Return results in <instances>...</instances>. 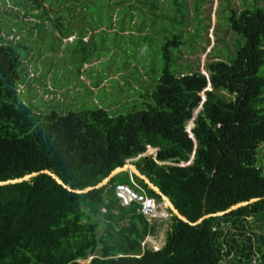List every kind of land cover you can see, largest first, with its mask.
<instances>
[{
  "label": "trees",
  "instance_id": "trees-1",
  "mask_svg": "<svg viewBox=\"0 0 264 264\" xmlns=\"http://www.w3.org/2000/svg\"><path fill=\"white\" fill-rule=\"evenodd\" d=\"M205 1L210 9L211 0L97 4V10L124 8L140 26L166 20L173 28L161 44L162 64L154 85L146 84L145 94L138 91L134 100L142 99L141 105L124 113L101 105L42 111L27 103L17 90L18 65L26 55L18 49L27 47L21 40L4 38L11 32L7 22L9 30L6 25L0 32V179L46 168L70 188H82L150 145L156 148L154 155H139L131 162L189 221L257 198L194 224L169 210L163 243L156 249H141L145 232L159 228L164 220L158 219L154 226L153 220L147 222L135 211L134 202L126 206L118 202L114 184L129 182L130 171L122 169L83 192L68 190L38 171L28 179L0 184V264H222L221 259L251 264V255L264 264V166L255 164L257 144L264 142V5L239 0L238 8L232 0H216L214 15L226 13L222 33L230 30L243 42H231L237 44L231 52L222 35L216 34L204 71L195 64L175 72L170 69L176 60L171 47L180 43L185 30L191 35L198 26L206 30L208 22H201ZM25 2L20 4L23 14L50 17L55 26L61 23L63 9L68 13L76 4L81 9L86 4L85 0ZM63 2L69 4L61 8ZM31 29L27 25L25 30ZM58 30L62 37L63 31ZM202 41L207 44V36ZM219 43L223 48L213 52ZM196 108L191 137L185 126ZM130 174L146 193L160 199L142 179ZM95 234L96 252L80 262L89 255Z\"/></svg>",
  "mask_w": 264,
  "mask_h": 264
},
{
  "label": "rangeland",
  "instance_id": "rangeland-1",
  "mask_svg": "<svg viewBox=\"0 0 264 264\" xmlns=\"http://www.w3.org/2000/svg\"><path fill=\"white\" fill-rule=\"evenodd\" d=\"M25 1L0 0V32L6 29V25L9 30L10 23L11 32L3 35L4 38H11L12 42L21 40L26 44L27 49H18L21 56L26 55L18 65L21 79L17 90L27 103L42 111L55 109L58 112L101 105L110 112L124 113L141 105L142 99L134 100L135 94L138 91L145 94L146 84L151 87L154 85L153 78L162 64L161 44L166 37H171L173 31L166 20L140 26L141 22L135 16L132 19L127 17L128 12L124 8L117 10L116 6L109 10L104 6L97 10V4H102L103 0H94V3L85 0L84 8L81 9L76 4V9L70 15L64 16L68 20L61 19L59 26H55L50 17H42L28 22L32 29L27 33V30L20 29L23 24L20 19L32 17L29 13L22 14L24 9L20 4L27 3ZM45 1L56 3L59 0ZM238 1L232 0L231 5L236 4L239 8ZM215 3L216 0H211L210 9L208 1L201 4V22H208L206 30L202 31L198 26L194 35L185 30L180 43L171 47L176 58L170 63L171 70L176 72L198 64L199 69L204 71L203 63L210 56V51L207 50L213 41L215 43L216 34L220 37L222 35L231 52L237 45L236 42H231L235 39L239 43L243 42L240 35L230 30L222 33L226 26V13L224 11L214 15ZM258 3L264 5V0H258ZM63 11L67 13L65 9ZM58 29L72 36L62 39ZM194 30L195 28L191 29ZM205 35L208 38L207 44L202 41L205 40ZM199 45H204V48L200 49ZM222 46L221 43L215 44L213 52L221 51ZM262 70L259 69V72ZM42 88H46L47 92H42ZM202 93L204 94L203 89L200 91ZM191 117L187 119L186 126ZM257 146L255 164L263 167L264 142ZM144 152L153 154L154 147L146 146ZM100 230L101 225L96 233ZM254 230L257 231L258 228L255 227ZM96 235L91 240L89 255L81 260L83 263L96 252Z\"/></svg>",
  "mask_w": 264,
  "mask_h": 264
},
{
  "label": "built area",
  "instance_id": "built-area-1",
  "mask_svg": "<svg viewBox=\"0 0 264 264\" xmlns=\"http://www.w3.org/2000/svg\"><path fill=\"white\" fill-rule=\"evenodd\" d=\"M128 175L129 182H117L114 184L113 194L118 202L123 206L134 202L136 204L135 211L142 215L147 222H150L152 219L167 220L169 217V211L165 201L162 199H156L153 195L146 193L141 185L132 178L130 172ZM104 210V206L99 207L100 212H104ZM162 243L163 240L157 242L154 236L149 234L148 230L139 241L141 249H143L145 246L156 249ZM78 260L82 262V259ZM260 261L261 260L256 258V255H251V264H259ZM221 262L222 264H228L225 259H221Z\"/></svg>",
  "mask_w": 264,
  "mask_h": 264
},
{
  "label": "water",
  "instance_id": "water-1",
  "mask_svg": "<svg viewBox=\"0 0 264 264\" xmlns=\"http://www.w3.org/2000/svg\"><path fill=\"white\" fill-rule=\"evenodd\" d=\"M206 88H209V83L206 84ZM201 95V99L204 98V94H200ZM200 107V104L197 106V108ZM197 108L194 109V111L192 112L193 115L190 119V122L189 124H187V126H185L186 130L188 131V134L189 136L192 137V133L190 132L189 130V127L191 125H193V118L196 114V111H197ZM155 150L156 148L154 147V153L153 155L155 154ZM145 152H141L140 154H138L137 156L139 155H144ZM136 156V157H137ZM136 157H130V158H127L125 160V162L122 164V165H118V166H115L113 167L103 178H101L98 182H96L95 184L93 185H88V186H85V187H82V188H70L69 186H67L66 184H64L61 179L56 175L54 174L53 172L49 171L48 169L46 168H42L38 171L40 172H45V173H48L56 182L60 183L63 187H65L66 189L68 190H72L74 192H83V191H86L92 187H97L103 183H105L109 177H111L113 174H115L116 172L122 170V169H127L128 171L134 173L136 176H138L140 179H142L149 187H151L156 193H158L160 195V199H162L163 201H165L166 203V206L168 208V211L170 210L171 212H173L178 218L188 222V223H191V224H194V223H197L199 222L203 217H206V216H209V215H220V214H223L224 212L236 207V206H239V205H242V204H245L247 203L248 201H251V200H254L256 199L257 197H251L247 200H241V201H237L233 204H230L227 208H225L224 210H220V211H216V212H212V213H203L202 215H200L199 217H197L195 220L193 221H189L187 220V218H185L181 213H179L177 211V209L173 206V204L171 203V201L169 200V198L163 194L156 185L152 184L149 179L144 175L142 174L136 167L135 165L131 162L133 159H135ZM192 157V153L190 155V158ZM168 162V161H166ZM38 171H30L28 173H24L22 174L21 176H16V177H12V178H5V179H0V184H5V183H11V182H16V181H21V180H24V179H28L29 177L35 175Z\"/></svg>",
  "mask_w": 264,
  "mask_h": 264
},
{
  "label": "crops",
  "instance_id": "crops-1",
  "mask_svg": "<svg viewBox=\"0 0 264 264\" xmlns=\"http://www.w3.org/2000/svg\"><path fill=\"white\" fill-rule=\"evenodd\" d=\"M69 3H67V2H63L61 5H60V7L62 8V7H64L65 5H68ZM64 5V6H63ZM75 9H76V6H75ZM74 9V10H75ZM71 12L72 11H69L68 13H64V12H62V14H63V16H62V20L63 21H67L68 19L66 18V17H64V16H68V15H70L71 14ZM22 14H23V12H22ZM28 14V13H27ZM30 14V13H29ZM31 15V14H30ZM64 17V18H63ZM35 19H38V18H36L35 16H33L32 15V17H28V18H25V17H23L22 19H20V21L23 23L22 25H20V29L22 30V31H24L25 29H26V27H27V25L28 24H30V23H28L29 21H33V20H35ZM61 21V20H60ZM59 33V32H58ZM72 35L71 34H64L61 38L62 39H65L66 37L67 38H70ZM44 91V93H46L47 92V89L46 88H42V92ZM48 92H51V91H48ZM154 222H152V224H154V226L157 224V223H155V221H157L158 219H152ZM162 222V224L159 226V228H157V229H154V230H152V231H148L149 232V234H151L152 236H154V238L158 241L159 239H164V233H165V230H166V226H167V223H166V220H164V221H161Z\"/></svg>",
  "mask_w": 264,
  "mask_h": 264
},
{
  "label": "clouds",
  "instance_id": "clouds-1",
  "mask_svg": "<svg viewBox=\"0 0 264 264\" xmlns=\"http://www.w3.org/2000/svg\"><path fill=\"white\" fill-rule=\"evenodd\" d=\"M205 88V87H204ZM147 146H149V145H147Z\"/></svg>",
  "mask_w": 264,
  "mask_h": 264
},
{
  "label": "bare ground",
  "instance_id": "bare-ground-1",
  "mask_svg": "<svg viewBox=\"0 0 264 264\" xmlns=\"http://www.w3.org/2000/svg\"><path fill=\"white\" fill-rule=\"evenodd\" d=\"M149 148H151V147H149Z\"/></svg>",
  "mask_w": 264,
  "mask_h": 264
}]
</instances>
